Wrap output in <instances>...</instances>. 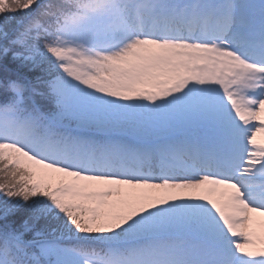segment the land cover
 Masks as SVG:
<instances>
[{
  "label": "snow or ice",
  "instance_id": "obj_1",
  "mask_svg": "<svg viewBox=\"0 0 264 264\" xmlns=\"http://www.w3.org/2000/svg\"><path fill=\"white\" fill-rule=\"evenodd\" d=\"M0 264H264V0H0Z\"/></svg>",
  "mask_w": 264,
  "mask_h": 264
},
{
  "label": "rangeland",
  "instance_id": "obj_2",
  "mask_svg": "<svg viewBox=\"0 0 264 264\" xmlns=\"http://www.w3.org/2000/svg\"><path fill=\"white\" fill-rule=\"evenodd\" d=\"M259 139V138H258Z\"/></svg>",
  "mask_w": 264,
  "mask_h": 264
}]
</instances>
